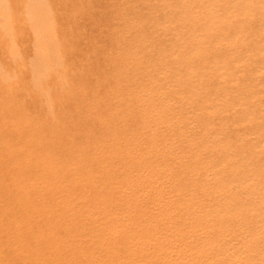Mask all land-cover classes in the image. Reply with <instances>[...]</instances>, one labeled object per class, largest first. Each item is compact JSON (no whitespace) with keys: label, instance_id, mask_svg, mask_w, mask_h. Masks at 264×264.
<instances>
[{"label":"rangeland","instance_id":"rangeland-1","mask_svg":"<svg viewBox=\"0 0 264 264\" xmlns=\"http://www.w3.org/2000/svg\"><path fill=\"white\" fill-rule=\"evenodd\" d=\"M187 3L0 0V264H68L70 238L84 246L77 264H225L215 252L202 257L198 246L189 248L200 238L230 236L179 233L194 200L211 205L217 195L202 188L218 174L207 182L188 166L217 155L215 145L213 154L199 152L209 140L235 142L228 153L264 162V67L238 74L230 94L211 88L201 95L191 92L200 73L175 74L180 65L170 56L184 58L201 39L207 48L221 46L222 33L230 48L214 56L245 53L264 37V0L188 42L198 29L185 20ZM210 101L220 102L216 114L206 109ZM55 205L73 207L82 236H67L63 222L58 236H44Z\"/></svg>","mask_w":264,"mask_h":264},{"label":"bare ground","instance_id":"bare-ground-1","mask_svg":"<svg viewBox=\"0 0 264 264\" xmlns=\"http://www.w3.org/2000/svg\"><path fill=\"white\" fill-rule=\"evenodd\" d=\"M182 1L183 4L185 5L187 2L193 4V7L189 6V8H187L188 10L184 9L187 14L185 20L190 21L193 24V27L198 29L196 33H191L187 35L186 37L187 42L193 39L194 37H197V35L198 36L201 35L204 29L212 30L210 32L211 34L213 33V31L217 30V28H220L219 27L220 24L222 23L224 24L225 22H228V20L237 21L236 19L237 17L233 18L234 16H236V14L247 12L252 7V0H182ZM205 2L210 3L211 5L206 10L198 9V7L204 4ZM260 15L261 17L264 18V8L261 9ZM238 20L240 19L238 18ZM227 27L228 25L226 24V28ZM215 34L217 36L216 32ZM206 35L209 37V34ZM222 35L223 37H221V40L224 43H222L221 46H217L215 48L214 46L211 48H207L204 45L206 43V40L201 39L197 43V45H199L198 49L196 51L186 52L184 58H178L174 55L170 56L171 57L170 63H173L176 66L180 65L179 66L180 69L176 73L174 72L175 74L194 75L200 73V75L202 76L200 80L197 79L199 82L193 85L192 88L193 90H191V92L195 94L199 93L201 95L203 93L208 94L209 90L213 88L214 90L221 91L226 95L230 94L233 90L232 87L233 85L231 86L230 83L238 79V74H245L249 69L254 67L255 68L264 67V37L263 36H262L263 38L255 41L252 45H247L245 48L247 52L245 51V53H243V50L238 51L237 48H234V51L231 56L223 55L221 54V52H220L221 55L219 54V56H214L215 49H217V51L220 50L225 52L228 51L230 48L231 40L228 38L227 33H222ZM212 38H214V36ZM199 65H203V66L205 65L208 68L206 70L200 71L198 68ZM245 75L248 74L246 73ZM251 79L254 81L257 80L258 77L253 76L250 78V80ZM239 80H241V76ZM205 83L207 85H204ZM239 85L240 84L238 83V86ZM248 89H251L250 93L252 94L260 93L262 91L261 89H256V90L252 88H248ZM236 93L237 94L235 95L237 98L246 95L245 92H241V93L236 92ZM181 95L183 96V94ZM34 98H36V96ZM208 100L209 99H206L204 101L208 102ZM219 103L220 102L218 101L215 102L210 101L209 103H206V109L209 111V113H212V111L215 113L214 106L219 105ZM232 106L233 105H231L230 107ZM205 113L206 111H204V116ZM218 117L220 118L219 114ZM212 120L210 121V123L213 122ZM194 122L196 121L194 120ZM233 143L235 142L230 141L228 143L220 140L214 142L209 140L208 142H206L205 145H203L199 149V152L202 151V154H206V153L213 154V151H209L208 147L215 145L217 146V155L215 156L210 155V159L205 161V163H203L202 165H199V162L202 160L203 157L202 158L198 157L195 160H193L191 164L188 166L189 172H191V174L203 172L204 176L206 177L208 176L206 180L207 182L213 181L210 180L212 179L210 176H215L218 174L217 177H215V180L211 184L205 183L204 187L202 188L204 189V191H208V192L211 190L213 191L212 188H214V192L216 191L217 195L214 193L215 198L212 197L208 199L211 201V205H207V204L201 205V201L199 199L198 201L194 200L195 203L193 204L194 206L193 213H191V216L189 217V221L186 223L185 228H183V230H181L179 233L182 236H230L222 239H217L214 237L200 238L197 239L196 242H194L190 246L189 249H194L195 247L196 248L199 247L197 249V253L202 257H206L208 253L215 252V255L217 256L215 262L218 261V263H225V264H264V162H259V161L253 162L251 160H247L243 152L241 153L240 156H238L240 153L239 154L228 153L227 151L232 147ZM153 144H155V142H153ZM166 161H168V159ZM163 171L166 172L167 170L164 169ZM229 176H233L232 180L231 178L229 179L231 181L226 180V177ZM227 184H229L228 185L229 188L226 187L227 189L226 190L224 187ZM209 187L212 188L209 190ZM191 189L192 191L190 197L191 196L192 198L196 197L198 184L193 183ZM71 204L72 201L69 200L67 202V205L70 206ZM198 204L199 206L196 207V205ZM213 204L215 206H212ZM41 205L46 208L43 202ZM72 208L73 207L64 211L63 209L58 208L57 205L50 207V210H52L53 212V217L49 223H46L45 226H43V229L45 231L44 236H58L59 227L62 222L64 225L63 228L67 232V236H82V231H83L82 226L78 230V227L74 225V218L70 216L71 214L70 211H72ZM114 211L115 210H113V213ZM40 225L41 224H39L38 226ZM170 225L173 226L174 224H170ZM75 241L78 243L76 244L77 249L75 248ZM198 242L200 245L198 244ZM73 243H74L73 250H70L72 248L71 244ZM67 247L68 248H63L64 251L67 252L71 251V254L74 257L69 259L68 264H77L75 260V255L80 253V251L84 250L82 241L80 239L77 240L74 238H70ZM55 251L58 253L59 251L62 250L60 248H56Z\"/></svg>","mask_w":264,"mask_h":264}]
</instances>
